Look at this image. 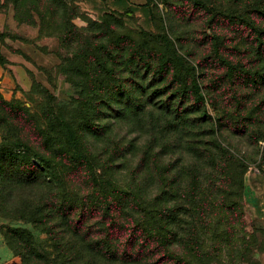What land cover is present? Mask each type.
<instances>
[{
	"label": "rangeland",
	"instance_id": "1",
	"mask_svg": "<svg viewBox=\"0 0 264 264\" xmlns=\"http://www.w3.org/2000/svg\"><path fill=\"white\" fill-rule=\"evenodd\" d=\"M14 1L20 3L17 8ZM199 1L203 3L194 0H0V13H8L11 9L18 24L38 26L41 35L53 36L57 41L56 53L49 58L48 52L41 50L36 39L28 38L25 33L19 36L16 28L3 24L0 18L1 42L4 44L6 38L9 42L6 49L12 56H18L16 49H19L27 60L54 63L51 68L33 64L32 72L25 69L20 72L25 84L14 79L10 96L0 92V153L6 148L4 135L25 136L27 148L32 153L28 155L24 146L16 148V153L23 149L27 153L22 161H18V173L34 175L33 181L37 183L31 189L5 186L6 170L10 166L2 161L0 228H28L36 241L46 248L50 243L45 242L47 236L42 233L45 227H73L70 207L74 214L82 206H97L99 211L105 196L89 181L84 163L80 164V168L69 164L63 138L58 137L53 124V119L64 108L68 109L66 113L79 109L70 102L74 92L66 80L67 73L59 69L66 51L60 50L57 28L61 26L65 10L63 5H66V18L75 17L74 24L79 28L88 29L92 22L98 23L99 19L107 23V72L100 79L106 89L107 110L96 121L80 112L74 114H78L77 126L80 125V149L97 157V166L110 161L114 170L113 179L119 186L130 187L146 199L157 196L160 183L153 172L152 165L155 167L157 164H153L152 157L163 150L160 161L168 164V171L163 177L172 221L175 213L182 212L183 206L180 208V205L189 198L192 179L186 172L183 175L179 172L183 165L192 167L196 164V155L190 150L192 146L186 144V137H182L180 144L174 132L159 135V129H154L155 124L145 120L147 114L132 115V109L122 104L133 107L143 99L156 98L153 96L155 90L160 91L158 97L164 100L170 94L163 96L162 90L169 86L180 87L182 92L177 101L187 103V115L194 117L202 113L203 105L191 103L186 88L193 78L201 88L200 103L205 104L206 115L214 124L208 125L203 135L208 146L211 143L210 176L202 182L196 179L197 182L192 184L200 185L194 193L195 213L204 210L198 204L200 197L209 198L208 210L212 215L216 214V223L219 214L228 216L232 213L227 197L232 183L226 166L219 161L220 146L248 166L242 190V204L247 218L243 233L233 235L231 231L237 227H194L198 236L195 240L185 244L171 238L164 251L159 250L157 255L136 264H264V0L259 1L262 8L260 15L253 10L254 0H218L221 5L217 0ZM82 2L93 9L92 17L85 16L81 10ZM239 9L244 11L246 18L235 20L233 14ZM253 21L254 24L251 23ZM108 35L122 39L115 46L114 53L109 46ZM136 46H141L140 51L135 55L133 67H130L127 57ZM172 53L182 59H178L179 64H186L189 76L172 70L173 66L169 63ZM222 60L231 65L227 67ZM215 127L213 135L210 129ZM108 153L111 159H108ZM38 158L54 162L50 173L62 174L57 185L51 183L48 176H36L41 169L37 166ZM64 166L71 170V178L64 175ZM99 174L101 171L97 170L96 175ZM49 184H53L59 192L57 201L65 206L66 218L58 214L50 218L40 211L41 216L30 219L27 217V202L23 200L32 195L39 196L46 188L49 189ZM5 187L8 190L5 191ZM223 199L227 201L222 210ZM96 221L87 219V224L93 227ZM176 228L174 224L169 227L172 231ZM60 230L57 228V231ZM204 230L216 233L200 237L199 232ZM220 247L223 249L221 260L206 261L203 258L201 251L219 255ZM12 258L13 254L0 232V264H10L8 261Z\"/></svg>",
	"mask_w": 264,
	"mask_h": 264
},
{
	"label": "trees",
	"instance_id": "2",
	"mask_svg": "<svg viewBox=\"0 0 264 264\" xmlns=\"http://www.w3.org/2000/svg\"><path fill=\"white\" fill-rule=\"evenodd\" d=\"M194 1L203 3L199 0ZM239 1L236 0V2ZM259 1L254 0L253 10L260 15V9L262 8ZM217 2L218 5H221L218 0ZM19 4V2L14 1L15 8ZM69 6L72 7L71 2ZM63 8L65 10L60 21L61 26L57 28V31L60 33V50L66 52L61 58L59 69L67 73L66 80L70 82L74 92L70 102L79 109L78 111L66 113L68 109L64 108L53 119V124L58 137L63 138L68 152L67 159L69 164L80 168V164L84 163L86 169H88L89 181L93 183L96 189L101 190L105 196L102 199L99 211L97 206L88 208L82 206L80 211L77 209V213L74 214L70 207L69 214L72 216L73 227H45L42 233L47 236L45 242L50 243L46 248L42 247L41 242L36 241V238L28 228L11 229L1 227L0 232L3 241L13 254L12 260H9L8 263L13 264L19 261L18 264H136L141 260L157 255L159 250L164 251L163 248H166L171 238L180 242L183 241L185 244L189 243L190 240H195L198 236L194 231V227H237L231 233L233 235L243 233L245 227H247V218L242 204V190L243 177L248 166L242 160L235 158L222 146L219 147L221 157L219 161L226 166L228 170L227 176L232 183L231 191L227 193L232 213L228 216L222 213L219 214L216 223V214L214 216L208 210L210 205L209 198L205 199L203 197L199 198L198 204L199 207L203 206L204 210L200 209L196 213L194 211L197 206L194 203V199H196L194 198L196 196L194 193L200 189V185L192 184H195L197 180L202 182L201 180L203 179L205 181L210 176L208 171L211 166L209 163L211 143L209 142L210 145L208 146L206 141H204L206 136L203 137V135H205L204 132L207 130L208 125H214L206 115L205 104L200 103L202 97L201 88L194 78L192 83L187 88L185 87L191 97V103L203 105L202 113L200 114L199 112L194 117H188L187 103L177 101L178 95L182 92L180 87L169 86L162 90L163 96H166L167 93L170 94L164 100L158 97L160 91L155 90L153 96L156 98L143 99L136 102L133 107H129L127 103L122 104L123 107L132 109V115L143 114L144 116L147 114L145 115L147 118L145 120L149 119L155 124L154 129H159V135L174 132L177 136L176 140L180 144L182 137H186V144L192 146L190 150L196 155V164L192 167H185V165L180 167L179 175H183V172H186L192 179V183L190 185L189 198L180 205V208L183 206L182 212L175 213L173 221L172 214L167 206V194L164 191L166 180L163 176L168 171V164L160 161V158H163L161 153L163 150L154 153L152 157L153 164H157V166L154 167L152 165V167L155 176L159 178V194L151 199H146L133 192L130 187L119 186L115 182L113 179L114 170L110 161L97 166L96 163H98L99 159L92 154H86L80 149L82 137L79 129L80 125L77 126L76 116L78 114L75 115L74 113L80 112L82 115H88L96 121L107 110L106 89L105 85L100 81L107 72L105 63V57H107L105 55L107 23L99 19L98 23L92 22L88 29L79 28L74 24L75 17L66 18V5H63ZM235 11L236 13L232 17L235 20L246 18L243 10ZM225 14L224 12L222 13V15ZM82 21L86 23L85 20ZM251 23L254 24V21ZM108 36L109 46H112V53H114L115 46H118L119 41H122V39L115 35ZM140 47L136 46L128 54L127 63L130 67H133L135 55L140 51ZM138 56H141V54H138ZM178 59L182 60L173 53L171 54V62L169 63L173 66L172 70L179 75L185 73L189 76L186 71V64L182 62L179 64ZM113 60L115 61V58ZM4 61V58L0 55V64H3ZM222 62L227 67L231 65L225 60H222ZM114 67L117 68L115 65ZM160 67L162 68V66ZM85 79L90 81H84ZM113 90L115 89L113 88ZM169 97L171 99H168ZM70 114L75 116L72 117ZM210 131L214 135L216 127L214 130L210 129ZM3 139L6 148L0 153V164L4 161L10 166L9 170H6L7 175L4 185L15 187L14 189L16 187L31 189L37 184L36 181H33L34 175L18 173V161H22L27 153L28 155L32 153L27 148L25 136L21 134H6ZM21 146L28 149L27 153L24 149L16 153V148ZM12 151L15 152L12 153ZM111 158L112 156L108 153V159ZM38 161L37 166L41 169L36 176L39 178H43L42 174L45 177L48 176L51 183H56L57 185V182L61 181L59 177L62 174L56 173V175H53L50 173L51 166L55 165L54 162L43 158L42 160L38 158ZM145 162L144 167L147 165V161ZM63 170L66 178L72 177L69 174L71 170L67 169V166H64ZM66 170L69 171L66 172ZM97 170H100L101 174L96 175ZM219 171L221 170L219 169ZM47 187L49 189L46 188L39 196L32 195L23 200V202H27L25 204L28 208L26 210L28 211L27 217L30 219L37 218V216H41L39 212L43 211L50 218H55L57 214L62 218H66L65 212L67 210L65 206L57 201L60 198L59 192L53 187V184L52 186L49 184ZM6 190L8 188L5 187ZM77 200H80V198L77 197ZM226 201V199L221 201L220 209L224 208ZM86 214L91 216L85 217ZM87 219H93V222L97 220L96 225L90 227L87 224ZM172 224L177 227L175 231L169 229ZM57 228H61V230L57 231ZM213 233H216V231L210 233L204 230L199 232V236L208 237ZM221 251L223 249L220 247L218 249L219 255H216V252L210 254L202 251L201 254L206 261H213L216 258L221 260ZM53 252H55L54 257L52 256Z\"/></svg>",
	"mask_w": 264,
	"mask_h": 264
},
{
	"label": "crops",
	"instance_id": "3",
	"mask_svg": "<svg viewBox=\"0 0 264 264\" xmlns=\"http://www.w3.org/2000/svg\"><path fill=\"white\" fill-rule=\"evenodd\" d=\"M80 5H81V10L85 13V16L87 17L93 16V13H94L92 12L93 9H90L89 5H87L85 2L80 3ZM0 18H2L4 22L3 24L8 23V26L12 27V29L16 28V33L19 36L25 33V35L28 34V38L36 39L37 43L41 47V50L43 52H48L49 58H52L53 55L56 53V50H57L56 49L57 47L56 38L53 36L46 37L44 35H41L40 29L38 26H31V27L21 26L14 20L13 10L10 9L8 13L6 11L4 13H0ZM1 28L2 26L0 25V34H1ZM7 44H9V42H7L6 38H4V44L1 42V38H0V55L5 60L3 65L0 64V92L4 96H8V95L10 96V94H12L11 88L13 87L14 79L18 81H22L24 84L26 83L20 77L21 75L20 72L22 70L25 69V70H29L30 72H32V70H34L33 64L42 66V68H46V67L51 68L54 66V63H52L51 61L49 63H42V62H38L35 60L33 61L32 59L27 60L28 59L27 56L25 54H22L19 49H16V54H19V55L12 56V54H10L8 50L6 49Z\"/></svg>",
	"mask_w": 264,
	"mask_h": 264
}]
</instances>
